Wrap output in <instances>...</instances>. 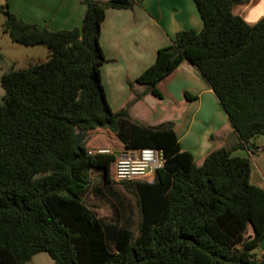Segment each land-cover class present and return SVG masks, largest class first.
<instances>
[{"label": "trees", "instance_id": "1", "mask_svg": "<svg viewBox=\"0 0 264 264\" xmlns=\"http://www.w3.org/2000/svg\"><path fill=\"white\" fill-rule=\"evenodd\" d=\"M142 1L81 0V25L56 31L0 7L12 43L47 50L44 62L0 77V264H30L40 252L56 264H264L254 251L264 238V189L250 183V160L220 147L196 165L180 150L172 122L145 125L126 108L109 107L100 73L105 10ZM192 1L201 29L179 31L156 51L128 81L132 100L147 92L160 97L159 80L187 60L213 90L237 146L254 147L250 140L264 136V17L248 24L232 13L248 0ZM96 128L128 150L159 151L163 164L152 180L114 181L115 155L86 146ZM79 133L85 139L75 145ZM92 173L133 195L136 232L125 226L122 206H113L108 222L84 200Z\"/></svg>", "mask_w": 264, "mask_h": 264}, {"label": "crops", "instance_id": "2", "mask_svg": "<svg viewBox=\"0 0 264 264\" xmlns=\"http://www.w3.org/2000/svg\"><path fill=\"white\" fill-rule=\"evenodd\" d=\"M6 4L18 18L50 31L79 27L85 10L81 0H6ZM231 11L248 24H254L264 17V0L235 4ZM201 27L202 22L192 0H143L132 9H106L99 43L106 59L100 73L107 102L115 111L126 108L129 117L137 123L155 126L172 122L180 150L189 152L196 165H200L214 149L231 148L233 156L250 160V183L264 189V136L258 135L250 140L254 147H238V136L213 90L189 61L183 60L159 80L156 85L161 94L159 98L147 92L139 100H132L128 81L134 80L154 62L156 51L169 45L175 33L188 29L199 31ZM29 48L39 63L46 60L45 47ZM35 57H30L28 63ZM19 67V61L14 56L0 54V77ZM134 89L141 92L144 88L135 85ZM2 95L1 88L0 104ZM92 132L94 134L89 137L86 146L94 152L110 150L115 158H121L136 151L124 148L106 128H96ZM98 135L100 139L107 135L118 141L114 139L113 149L102 142L94 145L93 138ZM149 178L152 179V176ZM113 213L115 217L114 210ZM256 250V257L264 255V238ZM32 260L35 261L31 264H56L43 253L35 254Z\"/></svg>", "mask_w": 264, "mask_h": 264}, {"label": "rangeland", "instance_id": "3", "mask_svg": "<svg viewBox=\"0 0 264 264\" xmlns=\"http://www.w3.org/2000/svg\"><path fill=\"white\" fill-rule=\"evenodd\" d=\"M5 4H6V0H0V7L1 6L4 7ZM3 18H4L3 14L0 12V54L6 55L8 57L14 56L19 61V64H20L19 68H26L30 65L38 64L39 61H37V57H35V55L31 52L33 51V50H30L31 48L10 42L8 35L4 33L2 30ZM30 57H35V59L34 61H31V63H28ZM44 61H41V62H44ZM0 89H1V86H0ZM153 97H155L156 99L159 98L154 95ZM93 134L94 132L91 131L90 136H92ZM108 134L110 135V133ZM98 137L99 135L93 138L94 141L92 139L94 145L100 144L102 142L103 145L105 146L107 145L108 148H112V149L114 148L113 144H114V141L116 140L115 137H114L115 140L108 138L107 135L106 137L104 136V138H101V139ZM88 149L92 151L91 147H89ZM108 151L111 152L110 150ZM144 180L151 181L152 179L145 178ZM94 189L100 190L101 195L99 196L98 194H95ZM84 200L90 205H95V207H93V211L96 213V215L100 219L104 221H108V222H110L111 220H114L113 206H117V205L120 207L122 206L124 209H126L125 214H127L126 222L128 224L125 226H127V228L132 230L133 232H136V229H137L136 223H137L138 215H137V210H136L135 198L133 197L132 194L127 192L120 183H111V185H104L101 176L97 173H92L91 184L88 189V192L84 196ZM254 251H257V250H254ZM40 253L47 254L45 252H40ZM48 258L52 261V259L49 256ZM31 261L33 260L31 259ZM33 262L32 264H34ZM44 264H47V263H44Z\"/></svg>", "mask_w": 264, "mask_h": 264}, {"label": "built area", "instance_id": "4", "mask_svg": "<svg viewBox=\"0 0 264 264\" xmlns=\"http://www.w3.org/2000/svg\"><path fill=\"white\" fill-rule=\"evenodd\" d=\"M98 152H109L98 150ZM163 158L159 151L150 148L136 150L132 155L116 158L112 178L114 181L149 178L156 168L161 167Z\"/></svg>", "mask_w": 264, "mask_h": 264}, {"label": "water", "instance_id": "5", "mask_svg": "<svg viewBox=\"0 0 264 264\" xmlns=\"http://www.w3.org/2000/svg\"><path fill=\"white\" fill-rule=\"evenodd\" d=\"M84 139H85V135L84 134H82V133L77 134L75 136V141H74L75 145H80L83 142Z\"/></svg>", "mask_w": 264, "mask_h": 264}]
</instances>
